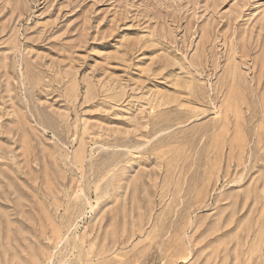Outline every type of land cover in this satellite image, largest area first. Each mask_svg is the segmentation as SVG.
Instances as JSON below:
<instances>
[{
  "label": "rangeland",
  "instance_id": "obj_1",
  "mask_svg": "<svg viewBox=\"0 0 264 264\" xmlns=\"http://www.w3.org/2000/svg\"><path fill=\"white\" fill-rule=\"evenodd\" d=\"M0 264H264V0H0Z\"/></svg>",
  "mask_w": 264,
  "mask_h": 264
}]
</instances>
